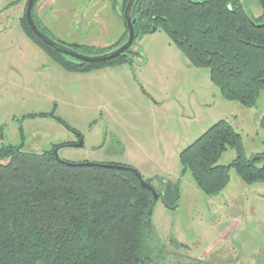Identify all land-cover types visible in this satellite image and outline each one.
Segmentation results:
<instances>
[{
	"label": "rangeland",
	"instance_id": "rangeland-1",
	"mask_svg": "<svg viewBox=\"0 0 264 264\" xmlns=\"http://www.w3.org/2000/svg\"><path fill=\"white\" fill-rule=\"evenodd\" d=\"M26 2L0 0V147L22 143L23 151L41 153L68 142L55 150L58 158L128 164L167 200L178 192L175 208L163 196L154 205L147 239L151 264H264V183L246 184L231 168L224 190L208 196L179 162V152L221 119L241 134L248 156L264 151L259 123L264 89L253 107L224 99L208 68L190 65L161 29L135 39L130 49L139 54L133 70L105 80L110 90L103 83L93 85L91 75L76 81L42 72L21 74L16 70L25 62L27 46H35L20 26ZM122 4L37 0L33 13L56 41L86 44L72 42L93 39L111 45H87L114 49L126 38ZM243 4L252 16L262 10L261 0ZM40 112H54L75 132ZM103 114L113 119L108 131ZM234 155L228 148L218 163L226 165Z\"/></svg>",
	"mask_w": 264,
	"mask_h": 264
},
{
	"label": "trees",
	"instance_id": "trees-1",
	"mask_svg": "<svg viewBox=\"0 0 264 264\" xmlns=\"http://www.w3.org/2000/svg\"><path fill=\"white\" fill-rule=\"evenodd\" d=\"M36 1L34 21L50 36L34 17ZM131 16L136 19L134 41L152 26L161 29L190 65L208 68L210 81L224 99L256 105L264 89V8L254 17L243 0H135ZM20 26L31 42L69 72L131 64L139 54L130 46L115 58L76 64L42 42L25 14ZM65 45L86 55L113 49ZM259 123L264 128V113ZM66 145L58 143L41 153L23 151L22 143L0 147V264H151L147 239L154 205L163 194L157 191L155 200L131 165L101 162L115 165L105 168L58 158L55 150ZM228 148L234 158L226 165L218 163ZM179 162L208 196L225 188L231 168L246 184L264 183V151L248 156L241 134L224 119L183 148ZM145 181L152 186L151 180Z\"/></svg>",
	"mask_w": 264,
	"mask_h": 264
},
{
	"label": "crops",
	"instance_id": "crops-1",
	"mask_svg": "<svg viewBox=\"0 0 264 264\" xmlns=\"http://www.w3.org/2000/svg\"><path fill=\"white\" fill-rule=\"evenodd\" d=\"M245 1H247L248 4H252V5H254L255 2H256V0H245ZM261 14H262V10H257L254 17H258ZM119 32H120V36H121L122 32L121 31H119ZM98 42L101 43V44H104L106 46L111 45V44H108V43H102L100 41H98ZM72 43H86V44L99 45V43L93 42V39H91L90 41H86V42L73 41ZM27 50L28 51L23 56V61H25V62H23V64L21 66H19V68H17L16 72H20L21 74H24V75L26 74L28 76L29 75L33 76V74H35V73H39L40 74V72H42L43 74H45V73L49 74V75H51L50 77L54 76L56 78H59L60 80L66 79V80H76V81H82V79L86 77L85 75H91L92 76V80H93V85H96L97 83L106 82L105 80H107V79L108 80H110V79H114L115 80V78H118L120 76V73H118V72H120L122 70L131 72L133 70L132 65L134 64V63H131V64L124 63V64L113 66V67H103V68H99V69H95V70H92V71H89V72H83V73H81V72H69V71L63 70L58 65H56L51 60V58L49 56H47L42 50H40L36 45L35 46H27ZM39 59L43 63L40 62ZM19 61L20 60H17L16 64ZM137 61L140 62V60H137ZM99 85L100 84H98V86ZM98 86H96V91L98 90V92L100 94H103L102 92H104V91L100 90V88L98 89ZM102 88L104 90H106V88L108 90H110L111 89V85L109 83V86H107L105 83H103V87ZM94 89H95V87H94ZM68 92H69V90H68V88H66V93H68ZM95 93H97V92H95ZM37 112H39V111H37ZM34 113H36V112L34 111ZM40 113H43V112H40ZM44 114L45 115H43V116H49L53 120H55L58 123H60L61 125H63V124L61 122H59L57 120V118L61 119L65 124H67L61 117H59L57 115H54V112H51L50 114H49V112L48 113L44 112ZM101 118H102V124L104 125L103 127L106 129V131H108L109 128H110V121H112L113 119L110 117V115L106 116L105 114H103V116ZM112 127H114V126L112 125ZM72 129H74V128H72ZM74 130H76V129H74ZM113 132H117L116 129H113ZM77 137H78V135H77ZM80 139L81 138H79V140ZM176 193L173 195V193L171 192L172 196L169 197V198H171V200L169 201L165 197V194H163V192H162L163 200L164 201L166 200L165 202H166L167 206H170L169 208H171V207L175 208L176 205H177V201H178L179 197H177Z\"/></svg>",
	"mask_w": 264,
	"mask_h": 264
},
{
	"label": "water",
	"instance_id": "water-1",
	"mask_svg": "<svg viewBox=\"0 0 264 264\" xmlns=\"http://www.w3.org/2000/svg\"><path fill=\"white\" fill-rule=\"evenodd\" d=\"M135 0H127L125 8H124V19L126 22V28H127V37L126 40L119 45L118 47L107 51L105 53L97 54V55H86L82 54L73 48H71L68 45H65L59 41L54 40L50 36H48L46 33L41 31L38 26L36 25L33 15H32V9L35 0H27L26 7H25V19L29 27L31 28L32 32L45 44L52 47L56 51L64 54L69 61L72 63L80 64L82 62H103L112 58L117 57L119 54L124 53L125 50H127L135 38L134 33V24L136 19L131 16V9L133 6ZM262 8H264V0H261ZM156 30L155 26H152L150 32H153ZM138 64H141V62H137ZM77 146L82 145V141L80 140ZM76 165H88V166H102L105 168H110L115 166L114 164L110 163H101V162H90V161H83L75 163ZM118 167V166H117ZM136 177L139 179L140 185L144 188H147L151 193L153 198L156 200L158 198V194L156 190L151 186L148 182H146L143 178H141V175L138 171H134Z\"/></svg>",
	"mask_w": 264,
	"mask_h": 264
}]
</instances>
